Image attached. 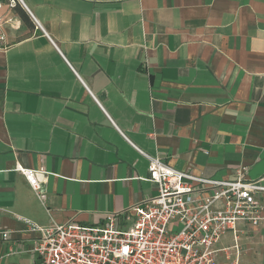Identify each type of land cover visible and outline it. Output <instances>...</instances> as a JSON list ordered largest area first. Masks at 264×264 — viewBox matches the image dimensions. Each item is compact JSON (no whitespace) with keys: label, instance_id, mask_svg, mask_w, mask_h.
Instances as JSON below:
<instances>
[{"label":"crops","instance_id":"0c3cea01","mask_svg":"<svg viewBox=\"0 0 264 264\" xmlns=\"http://www.w3.org/2000/svg\"><path fill=\"white\" fill-rule=\"evenodd\" d=\"M20 1L0 24V264H40L34 225L131 216L156 195L138 151L264 186V0ZM17 167L46 173L44 205ZM237 230L238 264H264V226Z\"/></svg>","mask_w":264,"mask_h":264},{"label":"built area","instance_id":"2783aa9c","mask_svg":"<svg viewBox=\"0 0 264 264\" xmlns=\"http://www.w3.org/2000/svg\"><path fill=\"white\" fill-rule=\"evenodd\" d=\"M4 3L14 8L20 0H0V22ZM22 5V3H21ZM3 37H0V42ZM148 161V177L156 195L126 212L107 214L101 226L74 222L47 227L34 225L39 233L32 247L40 264H215L216 257L230 250L238 264V224L257 229L264 226V194L260 181H245L241 173L234 181L208 180L178 172L138 151ZM42 205L38 176L42 170L17 167ZM227 233L233 246L216 249ZM10 233L0 232L7 240Z\"/></svg>","mask_w":264,"mask_h":264},{"label":"rangeland","instance_id":"374dc122","mask_svg":"<svg viewBox=\"0 0 264 264\" xmlns=\"http://www.w3.org/2000/svg\"><path fill=\"white\" fill-rule=\"evenodd\" d=\"M4 4H5V6H4V8L2 10H4L5 12H3V15H2V19H1L0 24H2V22L4 21L5 22L3 24L4 26L11 27L12 22L7 20V18H8L7 15L11 11V9L7 7V4L6 3H4Z\"/></svg>","mask_w":264,"mask_h":264},{"label":"trees","instance_id":"16d2710c","mask_svg":"<svg viewBox=\"0 0 264 264\" xmlns=\"http://www.w3.org/2000/svg\"><path fill=\"white\" fill-rule=\"evenodd\" d=\"M14 9H15L16 11H18V13H19V15H20V18H21L22 20L27 19L26 14H25L23 11H20V10L17 8V5L14 7Z\"/></svg>","mask_w":264,"mask_h":264}]
</instances>
